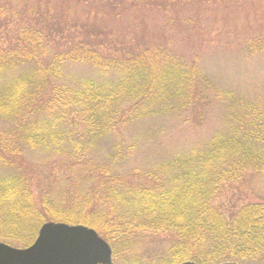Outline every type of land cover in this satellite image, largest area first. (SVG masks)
Segmentation results:
<instances>
[{"label":"trees","instance_id":"obj_1","mask_svg":"<svg viewBox=\"0 0 264 264\" xmlns=\"http://www.w3.org/2000/svg\"><path fill=\"white\" fill-rule=\"evenodd\" d=\"M17 2L0 0V241L25 247L53 221L90 227L114 249H129L137 234H167L159 264H264V202L227 214L213 203L244 172L264 175L260 106L213 88L194 53L142 40L140 21L108 22L127 16L115 0L84 18ZM76 64L90 77L72 76ZM212 98L226 102L219 127L173 152L159 142L166 153L146 170H118L142 139L135 133L124 146V130L151 122L147 138L159 127L171 138ZM115 133L120 141L100 160L97 141ZM36 149L74 171L59 196L33 194L22 158Z\"/></svg>","mask_w":264,"mask_h":264},{"label":"rangeland","instance_id":"obj_2","mask_svg":"<svg viewBox=\"0 0 264 264\" xmlns=\"http://www.w3.org/2000/svg\"><path fill=\"white\" fill-rule=\"evenodd\" d=\"M22 1L25 2H17L16 6L35 4L37 0ZM106 1L39 0L35 7L64 10L72 15L82 14L84 18L104 9L108 11L110 7L106 6ZM115 1L119 9H126L127 16L116 22L108 18V22L123 28L140 21V27L135 30L143 37L142 40L173 45L188 54L194 53L213 88L231 91L257 103L264 111V0ZM139 16L142 18L138 19ZM69 73L72 76L90 77L91 70L86 65L76 64L69 68ZM209 106L203 115H192L194 123L178 122L176 127L179 129L175 130L176 135L172 139L161 138L163 135L159 129L162 127L159 126L147 138L144 131L153 125L151 122H143L134 130H124L126 136L121 140L124 146L135 133L141 132L142 139L137 141L135 150L126 152V161L116 164L118 170L127 172L136 167L146 170L166 153L162 152L160 146L170 150L167 152H173L211 133L224 121L222 116L226 102L212 98ZM118 141L120 137L116 133L99 139L94 151L96 156L108 161L109 148ZM157 143L158 149L155 148ZM50 152L45 149L26 150L22 158V169L29 176L35 197L43 192L59 196L70 183L68 179L74 176V171L66 167L64 160L50 156ZM250 202H264V175L252 171H246L239 179L226 184L213 199L214 205L225 214ZM170 243L171 238L167 234H137L129 249L121 245L114 249L109 244L112 250L111 264H159Z\"/></svg>","mask_w":264,"mask_h":264},{"label":"water","instance_id":"obj_3","mask_svg":"<svg viewBox=\"0 0 264 264\" xmlns=\"http://www.w3.org/2000/svg\"><path fill=\"white\" fill-rule=\"evenodd\" d=\"M111 255L110 245L94 229L63 222L42 223L26 247L0 242V264H111Z\"/></svg>","mask_w":264,"mask_h":264}]
</instances>
